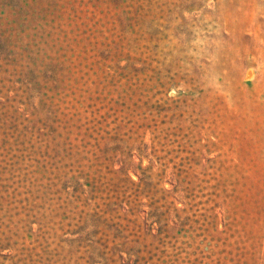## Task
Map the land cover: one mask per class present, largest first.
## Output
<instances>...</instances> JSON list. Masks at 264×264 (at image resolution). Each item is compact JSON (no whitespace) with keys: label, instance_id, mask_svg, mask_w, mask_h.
I'll return each mask as SVG.
<instances>
[{"label":"rangeland","instance_id":"374dc122","mask_svg":"<svg viewBox=\"0 0 264 264\" xmlns=\"http://www.w3.org/2000/svg\"><path fill=\"white\" fill-rule=\"evenodd\" d=\"M0 264H264V0H0Z\"/></svg>","mask_w":264,"mask_h":264}]
</instances>
